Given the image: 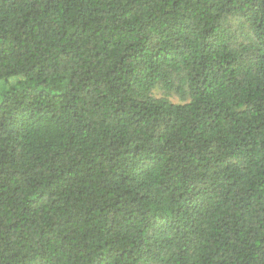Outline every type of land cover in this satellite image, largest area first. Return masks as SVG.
Masks as SVG:
<instances>
[{
	"label": "trees",
	"instance_id": "obj_1",
	"mask_svg": "<svg viewBox=\"0 0 264 264\" xmlns=\"http://www.w3.org/2000/svg\"><path fill=\"white\" fill-rule=\"evenodd\" d=\"M0 264H264V0H0Z\"/></svg>",
	"mask_w": 264,
	"mask_h": 264
}]
</instances>
